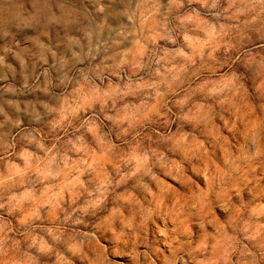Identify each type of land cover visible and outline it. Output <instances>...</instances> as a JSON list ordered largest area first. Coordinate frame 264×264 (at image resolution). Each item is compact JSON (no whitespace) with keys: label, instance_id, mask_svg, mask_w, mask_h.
<instances>
[{"label":"clouds","instance_id":"clouds-1","mask_svg":"<svg viewBox=\"0 0 264 264\" xmlns=\"http://www.w3.org/2000/svg\"><path fill=\"white\" fill-rule=\"evenodd\" d=\"M0 264H264V0H0Z\"/></svg>","mask_w":264,"mask_h":264}]
</instances>
